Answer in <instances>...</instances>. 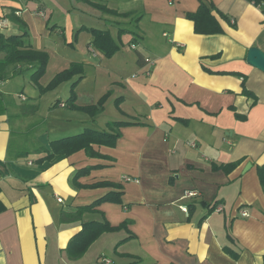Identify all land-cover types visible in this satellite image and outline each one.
<instances>
[{
  "label": "crops",
  "instance_id": "crops-1",
  "mask_svg": "<svg viewBox=\"0 0 264 264\" xmlns=\"http://www.w3.org/2000/svg\"><path fill=\"white\" fill-rule=\"evenodd\" d=\"M93 1L112 10L96 23L76 15L66 0H0V22L8 20L0 30L21 34L10 17L18 16L30 44L45 49L54 30L63 33L55 5L66 13L70 35L75 28L86 30L92 46L91 28L108 30L114 38L131 35L139 73L115 81L117 98L124 99L119 107L114 103L125 118L147 125L123 128L114 147L95 146L105 158L81 150L47 166L9 156L12 130L2 114L7 124L0 118V201L5 206L0 212V264H90L101 259L117 264L107 254L111 249L122 260L128 257L121 254L140 258L138 264H264V191L257 171L264 163V71L247 61L251 47L264 51V11L249 0ZM201 2L217 8L212 13L221 32L195 31L187 16ZM137 38L145 52L134 42ZM98 52L99 62L84 63V78L88 67L99 71L104 59L111 58ZM243 86L253 95L243 94ZM77 97L78 104L88 105ZM20 98L28 100L23 93ZM237 161L231 172L213 169ZM95 164L104 166L80 182L121 183L126 206L105 202L101 212L62 222L64 210L73 213L111 190L74 186L76 170ZM191 190L197 195H187ZM102 212L112 224L131 220L136 237L116 252L127 232L104 233L83 257L70 259L65 250L70 239L84 221L102 219Z\"/></svg>",
  "mask_w": 264,
  "mask_h": 264
},
{
  "label": "trees",
  "instance_id": "trees-1",
  "mask_svg": "<svg viewBox=\"0 0 264 264\" xmlns=\"http://www.w3.org/2000/svg\"><path fill=\"white\" fill-rule=\"evenodd\" d=\"M92 4L103 7L105 10L112 12L106 5L95 3L93 0H86ZM255 5L261 7L264 11V0H249ZM217 9L213 3L201 2L196 12L189 13L188 18L193 20L195 23V31L202 34L219 33L222 31L217 19L213 15L212 11ZM223 14V12H220ZM21 28V34L10 33L7 34L0 30V82L17 75H23L29 72L30 78L39 86L40 92L45 93L46 91L58 87V85L65 81L72 79L70 96L64 101V106L68 109L77 110L89 114L91 117H96L104 110V104L108 99L109 94L103 95L100 100L95 104L81 105L78 104L76 87L78 83L85 76L84 64L82 62L77 66L72 65L70 68L57 73V75L45 86L40 83V79L45 73L47 66L50 61L49 54L43 50L34 47L30 44L27 37L29 31L25 22L18 16H10ZM90 31L93 33L92 43L100 50L105 56L112 57L116 51L119 50V45L116 39L110 34L108 30H101L91 28ZM75 76L77 78L73 79ZM243 94L253 95L246 86H243ZM22 96V93L19 95ZM39 96L31 97L32 101L26 100L25 103H20L15 100V96L7 94L0 90V115H7V120L11 126L12 137L9 145V156L16 158H30L33 163L47 166L73 155L76 152L84 150L89 157L105 158L106 155L95 148V146H110L114 147L117 145L122 138V129L128 126H144L146 122L139 120L138 118H127L121 120L108 121L106 127L103 129L85 127L78 133L67 135L63 137L54 138L49 140V143L45 144L39 139V133L45 130L46 122L38 117L39 112ZM116 105L119 107L123 101V97L115 98ZM54 103V106L60 104L61 100ZM29 116H33L34 121L31 122L27 128V132L23 131L22 135L33 134L34 139L26 136V142L36 144L37 150L40 155L37 158L31 157V153L34 149L30 147H21L20 144L13 140L14 125L17 124L18 120H23ZM239 161L231 162L227 164L214 165L213 169L223 170L225 172H231L239 165ZM102 164L86 165L76 170L72 182L77 188H99L109 187L111 190L104 194V196L95 199L94 201L78 206L73 213L63 211L61 214V221L67 222L70 220H82L85 213H96L101 212L99 209L100 205L105 202H111L121 204L123 206V186L121 183L109 180L95 181L89 184H83L80 182L82 177L90 175L93 169L101 168ZM258 176L264 191V163L257 167ZM0 185V191H1ZM5 209V206L0 201V212ZM102 219H91L84 221L82 228L77 232L69 241L66 247L67 256L70 259H79L83 257L91 245L99 239L104 233L118 232L124 230L127 232V236L122 238L116 243L115 251L126 241L135 238L136 235L130 230L129 226L132 223L131 220H124L120 224H112L102 212ZM123 256L134 259L131 262L125 264H138L141 262L140 258L132 254H121ZM105 263L103 259L100 260ZM158 264V263H154Z\"/></svg>",
  "mask_w": 264,
  "mask_h": 264
},
{
  "label": "rangeland",
  "instance_id": "rangeland-1",
  "mask_svg": "<svg viewBox=\"0 0 264 264\" xmlns=\"http://www.w3.org/2000/svg\"><path fill=\"white\" fill-rule=\"evenodd\" d=\"M66 1L72 2L73 4L70 6H74L73 11L75 14L85 17L88 19L89 23L92 21L96 23L99 17L105 16V13H111L103 7L96 6L86 0ZM51 7L56 9L55 16L59 21H61L62 24L60 25L64 28L62 27V34L58 31L55 32L54 30L50 40L44 43L46 47L43 50L49 54L50 61L45 73L40 79V83L43 86L47 85L57 75V73L70 68L74 64L77 66L80 62L84 64L87 63L88 60L92 61V59L98 62L101 60L100 52H98L100 50H98L95 44L92 43L93 46L89 44V37L91 36L90 33H87L86 30L75 28L71 36L70 31L68 32L66 30V13L57 9L55 5H51ZM53 21L56 20L53 19L52 23ZM131 38V35L128 34H125L121 38L115 36L119 45V50L115 52L116 55L114 54V57H111L113 59H104V69L100 68L99 71L92 68L93 66L88 67V72H86L87 76L80 81L81 83L77 89V93L80 101L83 103H96L103 95L106 93L109 94V97L104 104V110L94 118L83 112L71 111V109L61 106L60 104L54 106V103L58 102L57 100L64 102L68 99L70 96L72 79L65 80L61 82L58 87L56 86V88L50 89L45 93H41L39 86L30 78V74L27 72L23 75H17L0 82V90L14 95L15 100L20 103L26 102V100H21L19 96L20 93H23L30 102L32 101L31 97L39 96L40 110L38 117L40 118L36 119H42L46 122L45 130L40 131L38 136L42 143L48 144L49 140L54 138L78 133L85 127L103 129L106 127L105 125L108 121L127 119L125 118L126 116L119 111V108L116 107L114 100H116L115 98L118 96L117 91L119 90V83L117 82H124L127 79L136 78L139 73L138 65L135 64L138 53L131 44ZM134 42L141 43V46L139 47L140 51H146L143 49L144 46L141 39L138 40L137 38ZM75 78H77V76L73 79ZM113 91L116 93L115 95ZM0 118L4 123H6L4 118H2V115H0ZM33 121V116H29L23 120L19 119L13 128L15 130L13 140L20 144L21 147H30L34 149V152L31 153V157L34 159L39 157L40 153L36 151V144H33V142H26V136H29V138L31 137V139H34L35 137L33 134L22 135L23 131L27 132L29 130L27 126ZM4 123L2 124L4 125ZM107 254L111 256L117 264L125 262L128 263L133 260L129 257L122 260L121 257L114 254L112 249L110 251L108 250ZM91 263L92 262H90V264ZM92 264L103 263L101 261H99V263L93 261Z\"/></svg>",
  "mask_w": 264,
  "mask_h": 264
},
{
  "label": "water",
  "instance_id": "water-1",
  "mask_svg": "<svg viewBox=\"0 0 264 264\" xmlns=\"http://www.w3.org/2000/svg\"><path fill=\"white\" fill-rule=\"evenodd\" d=\"M247 61L252 66H255L264 71V51L259 47H251L248 51ZM251 167V163H248L245 171Z\"/></svg>",
  "mask_w": 264,
  "mask_h": 264
},
{
  "label": "built area",
  "instance_id": "built-area-1",
  "mask_svg": "<svg viewBox=\"0 0 264 264\" xmlns=\"http://www.w3.org/2000/svg\"><path fill=\"white\" fill-rule=\"evenodd\" d=\"M7 25H8V20H7V19H4V20H2V21L0 22V28H2V27H4V26H7ZM127 180H130V178L127 177ZM130 181H131V180H130ZM186 193H187V195H189V196H195V195H197V192L194 191V190L187 191ZM183 209H184L185 211H187V207H183ZM244 215H247V212H244ZM103 261H104L105 263H109L108 260H106V259H103Z\"/></svg>",
  "mask_w": 264,
  "mask_h": 264
}]
</instances>
